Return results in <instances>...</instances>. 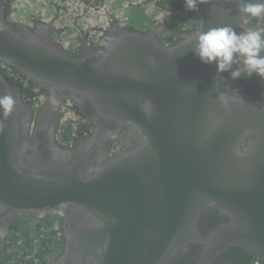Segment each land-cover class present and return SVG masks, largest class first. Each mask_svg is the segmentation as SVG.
Instances as JSON below:
<instances>
[{
    "label": "water",
    "instance_id": "95a60500",
    "mask_svg": "<svg viewBox=\"0 0 264 264\" xmlns=\"http://www.w3.org/2000/svg\"><path fill=\"white\" fill-rule=\"evenodd\" d=\"M180 1L185 11L169 17L199 21L189 18L183 40L162 42L156 32L170 30L165 23L113 30L94 60V51L77 56L58 44L52 24L14 25L0 0V95L16 101L7 119L0 111V208L5 216L59 206L83 213L64 264H169L195 243L204 245L197 264H216L232 248L264 263V99L232 82L223 91L224 73L202 63L189 40L211 28L250 29L239 11L244 0H198L195 11ZM14 74L61 103L59 126L80 118L72 103L83 99L114 122L105 157L94 163L88 147L82 151L92 155L78 157L75 145L61 150L64 161L17 164L30 121L23 112L33 107L12 88ZM65 100L72 103L61 107ZM127 128L137 137H122ZM210 211L224 221L204 234L200 222Z\"/></svg>",
    "mask_w": 264,
    "mask_h": 264
},
{
    "label": "flooded vegetation",
    "instance_id": "af4514ba",
    "mask_svg": "<svg viewBox=\"0 0 264 264\" xmlns=\"http://www.w3.org/2000/svg\"><path fill=\"white\" fill-rule=\"evenodd\" d=\"M13 1L14 0H6L5 15L7 20L12 22L14 25H17L19 23L11 20V14L14 10V7L10 4L13 3ZM244 2H260V0H244ZM168 6L174 8L177 7L180 10L185 11L180 0H169ZM191 17L192 19L197 20L194 23H197L198 26V19L194 16ZM38 24L40 23L33 22L27 27H30V29L32 30H38L36 27ZM248 24L250 25L251 29L264 28V17L249 18ZM112 31L113 30H110L107 33V42H105L103 46L101 45L93 47L89 44V40H86V42L84 40H79V42L72 49L68 50L76 54L77 56L84 55L85 52H93L94 50L100 52L101 50H103V48H105L106 44L108 43ZM156 34H158L157 36L161 38L162 42L168 43L169 45H175L181 40H183L186 36H188V34H181L179 36H175L172 39L173 31L171 29H159L157 30ZM89 46L94 49L87 50ZM261 54L264 55V51H262ZM92 58L94 60L98 58L95 51L92 53ZM235 68L241 69L242 74L240 79L233 80L231 78L230 72H224V79L221 81V89L227 92L228 82H232L236 86V91H240L246 96L251 97L253 99H264V90L257 89L254 86V82L251 81L252 77L258 76H256L255 74L249 76L243 70L242 62L234 63L233 69ZM21 80V77H19L17 74H14V77L11 81V86L12 88H14V90H18L21 100L26 105H31L33 107V113H31V117V114L27 112L29 107L25 108L26 111L23 112V116L26 113L28 117L30 116V121L27 125V127L29 126V130L25 128L27 124V116H25L22 127L24 126L23 128H25L26 131H23L22 141L19 145L21 147L19 148L21 149V152L15 153L14 156L16 163L23 165L25 169H27L31 164H37V162L39 161L42 164H53L56 161L62 160L64 158V155H62L61 150H65V146L66 148H68L74 147L76 145L74 147L75 149H71L75 151L74 155L82 157L85 153L89 154L91 151H82L83 149L88 147V149H92V152L94 153L93 155H95V159H93L94 163L98 164L99 157H102L105 151L107 152V150H109L110 148L112 141L108 140L110 139L108 137H111V133L114 130H117L118 126L112 121H107L103 118H100L97 112L95 111L94 107L87 99H83V102L81 104H78L74 101L73 103L68 101L73 105L74 114H76L77 109L79 110L80 118H72L69 120V123L66 125V130L62 134V139L64 142L60 143L63 148H59L56 143L55 137H57L59 130V125L57 122L61 114V103H59V106H56L55 104L49 101V96L47 95L48 92L46 93L44 91H40L33 84H28L25 81V83H23ZM239 82L243 83L244 85H239ZM250 92L257 94L258 96H253L249 94ZM79 98L82 99L81 97ZM66 100L63 101L61 107L63 105H67L68 102ZM130 130L129 128H127L126 132L122 137H137L136 133L133 132L134 130H132L131 128ZM71 131L76 134V137L80 138L74 139L73 142L71 141V143L69 144H65L69 139V133H71ZM95 137L96 145L90 147V145L94 142ZM134 142V140H132L130 143H125L124 140L119 142V147L122 148L120 149V152L125 151L126 149L131 147V144H134ZM64 159L62 161H64ZM2 210L3 209L0 208V264H17L15 261L8 260L10 245L13 242L16 243L18 241V232L16 230L17 226H23L27 223H31L34 221L38 214L45 213L46 211H50L52 209H44L36 212L22 211L16 213L14 216H5L2 214ZM63 210V213L60 214V218L56 219V224L53 226L54 228L61 229V238L58 240L60 248L55 249V254H52V256H46L44 258V261H37L35 264H64L63 259L65 257V251L67 250L69 236L72 235V230L87 221L84 214L81 213L78 209L66 206L63 208ZM41 218H47L49 219V222L53 221V219L48 217V215L39 216L38 220ZM223 221L224 217L220 212H207L204 218L201 219L200 230L202 233L206 234L213 227ZM203 246L204 245L200 243L190 245L185 250L181 251L169 264H197L198 260L200 259V255L202 254ZM238 255L243 258H250L239 251H234L232 253L227 252L216 264H226L227 262L238 258ZM254 262H256V260ZM79 263L78 261H71L68 264Z\"/></svg>",
    "mask_w": 264,
    "mask_h": 264
},
{
    "label": "clouds",
    "instance_id": "9594fccd",
    "mask_svg": "<svg viewBox=\"0 0 264 264\" xmlns=\"http://www.w3.org/2000/svg\"><path fill=\"white\" fill-rule=\"evenodd\" d=\"M185 5L188 10L195 11L198 0H185ZM239 11L244 23H247L249 18L264 17V0L242 2ZM49 22L52 24V16ZM189 40H194V54L201 62L215 63L218 73L230 72L233 80L240 79L241 69H233V64L242 62L243 70L249 76L255 74L264 78V55L261 54L264 51V28H250L239 34L231 27L211 28L199 32ZM15 104V98L11 94L0 95V111L4 119L12 113Z\"/></svg>",
    "mask_w": 264,
    "mask_h": 264
},
{
    "label": "built area",
    "instance_id": "2783aa9c",
    "mask_svg": "<svg viewBox=\"0 0 264 264\" xmlns=\"http://www.w3.org/2000/svg\"><path fill=\"white\" fill-rule=\"evenodd\" d=\"M28 1L29 0H19V2L23 4ZM116 1L117 0H44L43 3L45 6L54 7L52 25L56 29L55 36H59L55 41L65 49H72L79 40H84L85 42L89 40V44L93 47L103 46L104 43L107 42V33L110 30H121L126 28V24L130 25V18H126L125 15H122L121 8L119 10H114ZM161 1L162 0L151 1V4L157 6L163 15L154 25L164 24L170 15V12H166L159 7L158 3ZM126 2L127 0L123 1L121 7ZM129 3L132 4L131 1ZM146 4L147 0H141L140 7L146 6ZM189 28L186 29L189 30ZM67 105H70V103L68 102ZM68 123L69 121L59 126L57 137H59L60 143L64 142L62 134L66 130V125ZM77 138L80 137H76V134L71 131V133H69V139L65 144H69ZM48 217L50 216L48 215ZM54 217L58 219L60 215ZM37 221L38 218H35L33 223L36 224ZM253 264L262 263L256 261Z\"/></svg>",
    "mask_w": 264,
    "mask_h": 264
},
{
    "label": "trees",
    "instance_id": "16d2710c",
    "mask_svg": "<svg viewBox=\"0 0 264 264\" xmlns=\"http://www.w3.org/2000/svg\"><path fill=\"white\" fill-rule=\"evenodd\" d=\"M158 5L162 10L168 12L175 13V11L180 10L177 7H169V0H162L158 3ZM190 17L191 16H189V18ZM189 18H181L180 16L171 15L168 19H166L165 24L173 31L172 39L175 36L188 33V29L186 28L189 27L187 25ZM251 79L257 89L264 90V78L252 77ZM238 84L241 86L244 85L241 82ZM249 94L256 97L258 96L252 92ZM63 208V206H59L55 210L63 212ZM55 224L56 221L49 222V219L42 218L38 220L36 224L31 222L23 226H17L16 230L18 232V241L16 243L13 242L10 245L8 260L15 261L17 264H35L37 261H44L46 256H52V254H55V249L60 248L58 240L61 238V229L54 228L53 226ZM234 251H239L245 256L250 257L244 251L238 248H232L228 251V253H232ZM250 258H243L238 255V258L231 260L226 264H252L255 260Z\"/></svg>",
    "mask_w": 264,
    "mask_h": 264
},
{
    "label": "rangeland",
    "instance_id": "374dc122",
    "mask_svg": "<svg viewBox=\"0 0 264 264\" xmlns=\"http://www.w3.org/2000/svg\"><path fill=\"white\" fill-rule=\"evenodd\" d=\"M130 1L132 2V4L129 3ZM151 1L152 0H147L146 6L140 7L141 0H127V2L123 4L121 7L122 15H125L126 18H130L129 13L130 12L132 13L133 10L139 11L140 13L142 11L143 14L139 15L137 18L144 19L145 21L149 22V24L154 25L155 22L160 20V17L163 15L161 13V10L157 6H153L151 4ZM15 2L16 0H14L13 3L10 4L11 6L14 7V10L11 14V20L17 23H23L27 26L31 25L37 17L43 20L45 17H42V15L45 14V12L49 13V11H51V16L54 13V7L45 6L43 3L44 0H29L25 4L19 2V0H17L16 3ZM18 12H20L19 16H18ZM130 23H131V19H130ZM125 27L126 28L131 27V24L130 25L126 24ZM58 37L59 36H54L55 39H57ZM60 213L63 212L52 209L50 211H46L45 213L38 214L36 218H38L39 216L49 215L50 217H52L53 221H56V219L54 218L57 217L54 216L60 215Z\"/></svg>",
    "mask_w": 264,
    "mask_h": 264
},
{
    "label": "crops",
    "instance_id": "0c3cea01",
    "mask_svg": "<svg viewBox=\"0 0 264 264\" xmlns=\"http://www.w3.org/2000/svg\"><path fill=\"white\" fill-rule=\"evenodd\" d=\"M123 0H117L116 1V4L114 6V10H119L121 8V3H122ZM131 13V12H130ZM129 13V17L131 19V27L134 28L135 30H138V31H144L146 30L147 28H150L152 25L149 24V22L145 21L144 19H138L137 17L139 15H142L143 12L141 11V13L139 11H136V10H133V12L130 14ZM20 12H18V16H19ZM42 17H45L43 19V21H40L41 19L40 18H36L35 21L33 22H37V23H44L46 25H49V20L51 19V11H49V13H46L42 15ZM23 24V23H21Z\"/></svg>",
    "mask_w": 264,
    "mask_h": 264
}]
</instances>
